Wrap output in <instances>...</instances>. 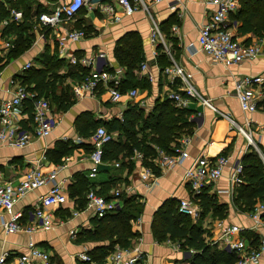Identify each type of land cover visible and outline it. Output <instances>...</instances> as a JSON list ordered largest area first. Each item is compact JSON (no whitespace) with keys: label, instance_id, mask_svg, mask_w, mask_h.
Masks as SVG:
<instances>
[{"label":"crops","instance_id":"1","mask_svg":"<svg viewBox=\"0 0 264 264\" xmlns=\"http://www.w3.org/2000/svg\"><path fill=\"white\" fill-rule=\"evenodd\" d=\"M10 3L23 12L26 11L23 6L30 3L29 22L32 23L30 26L32 28L27 32L33 36V39L32 44L20 55H14L19 38L18 30H8V26H2L1 11L8 13ZM45 3L46 0H18L15 4L11 0L0 1V72L5 78L0 86V102L10 100L14 95L15 87L9 84L11 78L24 76L31 69L45 70L46 65L43 60L53 59V54H57L58 61L62 60L61 63L64 65L58 71L60 75L64 76L67 73V67H74L67 59L59 57L55 33L42 25L39 26L35 19L40 11H49L50 8ZM246 4V0H239V6L233 13L234 17L230 16L229 19V31L238 42L259 46L262 53L255 60L231 67L216 64L199 48L200 28L208 22L217 9L214 0H165L152 4V13L164 35L166 46L152 45L149 32L151 22L148 15L142 11L132 16H122L119 23H113L98 12L85 9L78 15L76 21L64 23L62 28L86 31V38L70 44L69 52L78 57L105 53L107 61L103 64V68L109 71L122 68L125 72L121 86L123 83L125 85L127 80V68L119 64L115 57V49L117 45L124 47L126 39L135 35L141 40L140 53L143 55L141 64L147 63L151 78L146 73H141V64L134 70V80L138 85L135 89L140 91L136 99H129L124 95L121 102L114 104L110 102L106 90L100 87L99 93L94 98L79 100L74 94L76 102L66 112L57 110L56 104L51 103V116L55 121V128L48 138L35 139L23 149L9 147L0 149V180L10 182L13 186L19 185L33 165L39 163L42 172L49 173L55 170L66 156L70 157L68 167L59 174L67 201L63 205L47 210L52 216L51 230H40L33 234L21 232L7 235L3 229V221L8 217V213L0 209V257L8 254L6 264H15L20 255L28 253L30 243H34L37 249L49 255L48 264H87L77 258L78 254H89L100 246L108 245V242L82 244L77 241L78 233L91 229L92 221L96 218L87 206L85 193L90 187L97 192L103 191L108 184L113 185V189L106 196H111L114 189L123 190L131 186L132 192L130 194L124 192V196L139 197L142 203L143 223L140 230L132 228L142 239L141 248L145 254L143 264H169L170 260L191 264L194 254H191L192 249L181 250L178 254L179 252L175 251L172 245L175 244L174 242L170 240L158 242L152 233V220L165 202L193 198L183 176L186 169L202 155L214 159L224 154L231 158L220 180L205 189L206 194L211 195L215 200V207L205 212L199 219L202 229L206 231L204 237L208 234L211 236V242L208 244L231 253L226 245L215 242L222 228L233 224L242 225L249 233L264 236V227L254 232L250 213L235 205V197L240 187L232 192L229 180L236 162L252 150L246 148L244 138L236 131L230 130L229 122L221 118L218 113L195 102L190 105L187 111L190 112L192 131L188 135L191 137V144L187 149L188 159L178 168L161 172L150 189L140 179V173L146 167L143 160L132 158L136 151L139 152L138 150L119 161H104L97 176L89 178L92 145L88 142L89 138L78 132L76 128L80 116L88 115L94 120L106 122L113 119L122 121L124 113L131 106H136V110L142 111L144 119L148 118L153 114L157 101L163 102L167 99L166 92L169 89L175 91L180 89V81L171 83L165 74L166 68L178 65L193 75L196 88L204 97L211 99L218 110L231 115L239 124L251 122L256 132L255 140L264 153V113L243 112L234 89L235 81L244 76L264 74V7H260L257 2ZM97 19H102L104 27L97 26ZM21 38L27 39L26 31L22 32ZM8 42L14 45L13 49H7ZM27 63H31L32 68L24 71L23 68ZM79 82L68 78L64 85L73 92L74 86ZM27 103L18 111L23 127L29 130L33 117L32 105ZM142 128L144 131L139 133L140 138L150 139L153 135L151 130L144 126ZM126 140L127 138L123 136L122 142L125 143ZM117 163L119 166H116ZM50 187L47 185L32 191L16 204L14 212L23 214V225L36 223L35 207L49 192ZM71 231L77 233L75 238L71 237ZM244 238L249 241L248 235ZM261 261L264 264V256ZM36 264L44 263L36 260Z\"/></svg>","mask_w":264,"mask_h":264},{"label":"built area","instance_id":"2","mask_svg":"<svg viewBox=\"0 0 264 264\" xmlns=\"http://www.w3.org/2000/svg\"><path fill=\"white\" fill-rule=\"evenodd\" d=\"M17 1L11 0L14 4ZM163 1L165 0H46L45 4L50 9L47 12L39 13L35 17L38 25H42L55 33L58 54L61 59H67L71 65L81 66L89 72L84 80L77 83L73 88L77 99L94 98L99 93L100 87H103L109 95L110 102L116 104L121 102L124 95L129 99L138 98L140 91L138 89H132L126 93L120 91L121 83L125 79V72L122 68L113 69V71L103 68V64L107 61L105 53L83 57L71 54L69 52L70 44L82 41L86 38V32L84 30L62 28L64 23L76 21L78 15L85 9L98 12L106 20L113 23H119L122 16L128 17L142 11L148 15L151 22L149 32L152 45L154 47L161 44L166 46L164 35L149 6V2L152 5ZM214 2L217 5L216 11L199 31V48L206 52L216 64L225 67L240 65L243 62L257 59L262 53L261 48L238 42L229 31V19L231 14L237 10L239 0H214ZM8 11L9 16L2 21L3 27H7L10 24L19 25L24 22V12L15 5L8 4ZM6 47L11 50L14 45L8 42ZM148 67L147 63H143L140 70L141 73H146L151 78ZM30 68H32V64L27 63L23 70L27 71ZM165 74L171 83L177 81L181 83L178 91L169 89L166 92V98L173 102L176 108L188 110L190 105L195 102L218 113L221 118L229 122L230 130L236 131L238 135L244 138L246 148L250 149V151H255L260 156L264 165V153L260 150L255 140L256 132L251 122L246 121L244 124H239L231 115L218 110L211 99L204 97L200 93L196 88L193 75L184 68L174 65L166 68ZM23 77L9 80V84L15 87L14 95L10 100L0 102V149L7 147L26 148L35 139L48 138L55 128V121L51 116L52 107L50 102L44 97H39L23 85ZM4 81L5 78L0 72V86ZM234 89L243 112L251 114L264 113V74L244 76L235 81ZM27 102L32 105L33 117L29 130L23 127L18 111ZM114 140V133L108 132L103 126L98 127L89 137L88 142L92 145L89 178H95L99 173L104 164L105 148ZM190 144L191 137L182 135L171 145V152L156 148V157L153 161L154 167L164 172L182 166L188 159L187 149ZM132 158L143 160V155L136 151ZM243 158L236 162L230 174L229 180L232 192L245 183ZM230 159L229 156L224 154L214 159L202 155L186 169L183 180L189 186L193 198L179 201L178 210L181 214L189 216L195 221L201 218L202 208L195 199L208 186L215 185L220 180ZM69 162L70 157H66L55 170L49 173H43L41 165L39 163L35 164L26 172L24 179L17 186L0 180V209L8 213V217L3 221L5 234L14 235L21 232L33 234L40 230L48 231L53 228L52 216L47 210L54 206L63 205L67 201L63 181L59 179V174L68 167ZM116 166H119V164L117 163ZM158 177L159 175H156L153 169L147 166L140 173V179L146 184L148 189L156 183ZM47 185L51 186L49 192L40 199L35 207L34 217L36 218V223L28 226L23 225V214L14 212L16 204L26 197L28 193ZM124 192L130 194L132 192L131 186L125 187L123 190L114 189L109 199L98 194L95 189H90L86 194L87 206L93 211L95 217L103 218L108 214L114 213L122 206L121 197ZM249 216L254 223L252 230L258 232L264 227V202H258ZM142 223L143 220L140 216L133 222V225L140 230ZM246 231H248L247 228L239 224L224 226L215 243H222L226 245L231 253H235L236 261L234 264H262L264 236H260L257 247H252L249 241L243 237V233ZM76 234L75 231L70 232L72 238H75ZM141 244L142 239L138 237L131 247L121 248L116 246L114 252L106 258L104 264H143L145 254ZM172 245L175 251H181L179 244L172 243ZM28 249L29 252L20 255L16 259L15 264H36V260L48 264L49 255L37 249L34 243H30ZM194 252V250H191V254ZM77 258L84 263L94 264L87 253L78 254ZM7 259L8 254H3L0 257V264H6ZM172 264L184 263L176 261Z\"/></svg>","mask_w":264,"mask_h":264},{"label":"trees","instance_id":"3","mask_svg":"<svg viewBox=\"0 0 264 264\" xmlns=\"http://www.w3.org/2000/svg\"><path fill=\"white\" fill-rule=\"evenodd\" d=\"M246 1V5L257 2L260 7H264V0ZM23 7L26 10L24 12V22L19 24V26L17 24L8 26V30H18L19 38L14 55L23 53L32 44L33 39V36L27 32L32 28L30 27L32 23L29 22L30 3ZM43 12H47V10L40 11V13ZM8 16L9 13L1 11L3 19ZM231 17H234V15L231 14ZM18 27L21 28L18 29ZM255 30L258 31L257 29ZM24 31L27 34V39L25 40L21 38V34ZM140 42L141 40L134 35L126 39L124 47L121 45L116 46L115 57L122 67L127 68V80H125V85L123 83L119 88L122 93L138 86L134 80V70L143 61V55L140 53ZM61 62L62 60L58 61L57 54H53V59L46 58L43 60L46 65L45 70H29L24 75L22 83L39 97L48 99L50 105L55 103L57 110L66 112L76 102L72 90L70 91V88L64 85L66 79L72 78L76 81H82L89 72L86 68L74 66L72 68L67 67V73L64 76L60 75L58 71L64 67ZM135 107L131 106L124 113L122 121L113 119L106 122L94 120L90 115V117L88 115L80 116L76 122V128L86 138H89L101 126L105 127L110 133L118 134L117 138L106 146L104 161H119L121 158H126L134 153L135 150H138L143 155L144 165L151 167L156 175H160L161 171L154 167L153 162L156 157V148L171 152V145L175 143L177 138L183 134L190 135L192 131L190 112L175 108L174 103L166 99L163 102L157 101L153 114L144 119L143 112L136 110ZM140 125L151 130L153 135L150 139L140 138L139 133L144 131ZM123 136L127 138L125 143L122 142ZM90 152H92V149ZM243 165L245 183L238 189L235 205L251 213L258 201H264V165L260 156L253 150L244 156ZM112 186L108 184L103 188V191L97 193L109 199L110 196L106 195L113 189ZM90 189L93 188L90 187L87 192ZM87 192L85 193V200ZM138 198L136 196H124L123 194L121 197L124 202L123 206L103 218L96 217L92 221L91 229H85L78 233L77 241L82 244L108 242V245L100 246L88 254L94 264H104L106 258L114 252L116 246L121 248L131 247L133 241L140 237L139 233L134 232L132 228V223L143 213L142 203ZM195 200L202 208V215L212 207H215L214 198L206 194L205 191L200 196H197ZM178 205L179 201L169 200L155 213L152 220L154 238L158 242L170 240L179 244L181 250H194L191 264H234L236 261L235 253H228L208 244L204 237L206 231L202 229L200 221H195L191 217L181 214L178 210ZM247 235L250 245L257 247L260 236L248 231L243 233L244 237H247Z\"/></svg>","mask_w":264,"mask_h":264},{"label":"rangeland","instance_id":"4","mask_svg":"<svg viewBox=\"0 0 264 264\" xmlns=\"http://www.w3.org/2000/svg\"><path fill=\"white\" fill-rule=\"evenodd\" d=\"M149 6H150V8H151V12H152V6H151V3H149ZM153 14V13H152ZM96 24H97V26H99V27H104V22L102 21V19H97V21H96ZM176 108V107H175ZM115 135V134H114ZM117 136H118V134H116ZM116 135H115V139H116ZM184 135V134H183ZM182 136V135H181ZM132 227L134 228V225H133V223H132ZM205 239H206V241H207V243H209V242H211V236H210V234H208V235H206L205 236ZM177 253V252H176ZM181 252H179L178 254H180ZM174 261H176V260H170L169 261V264H172Z\"/></svg>","mask_w":264,"mask_h":264}]
</instances>
